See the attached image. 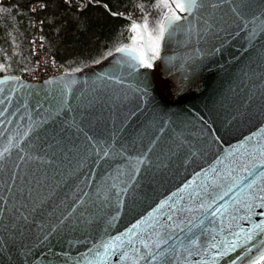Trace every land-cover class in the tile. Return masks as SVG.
Returning <instances> with one entry per match:
<instances>
[{
	"label": "water",
	"instance_id": "water-1",
	"mask_svg": "<svg viewBox=\"0 0 264 264\" xmlns=\"http://www.w3.org/2000/svg\"><path fill=\"white\" fill-rule=\"evenodd\" d=\"M199 2L151 68L0 74V264L259 258L264 0Z\"/></svg>",
	"mask_w": 264,
	"mask_h": 264
},
{
	"label": "trees",
	"instance_id": "trees-1",
	"mask_svg": "<svg viewBox=\"0 0 264 264\" xmlns=\"http://www.w3.org/2000/svg\"><path fill=\"white\" fill-rule=\"evenodd\" d=\"M41 5L35 9V3ZM159 0H0V74L33 66L39 30L44 49L73 71L122 46H132L131 23L147 16L155 28L169 10ZM170 3V0H168ZM173 9V8H172ZM113 13H116L114 15Z\"/></svg>",
	"mask_w": 264,
	"mask_h": 264
},
{
	"label": "snow or ice",
	"instance_id": "snow-or-ice-1",
	"mask_svg": "<svg viewBox=\"0 0 264 264\" xmlns=\"http://www.w3.org/2000/svg\"><path fill=\"white\" fill-rule=\"evenodd\" d=\"M175 4V9H178L181 12L192 13L194 9L201 6L199 0H172ZM157 7L163 6L169 10L170 14H165L163 19L160 20L155 28H150L149 21L147 16L144 17L142 24H138L135 21L131 23V31L135 34L132 37V46H124L116 49L117 52L133 54L132 59L136 60L137 63L145 68L152 67V61L157 59L160 54L161 41L165 38V33L172 27V25L179 21L181 17L176 14V11L172 9L171 4L168 3V0H159ZM116 15V13H113ZM264 191V190H262ZM264 200V197L261 198ZM259 207H264V203H261ZM247 239L251 240L252 237L249 235ZM233 243V248H235ZM146 248L150 247L145 245ZM159 247V245H157ZM213 247H215L213 245ZM251 252V249L247 250ZM148 256H153L151 251L148 252ZM147 257H142L146 259ZM153 258H155L153 256ZM260 261H264V251L260 253V256L253 264H260Z\"/></svg>",
	"mask_w": 264,
	"mask_h": 264
},
{
	"label": "built area",
	"instance_id": "built-area-1",
	"mask_svg": "<svg viewBox=\"0 0 264 264\" xmlns=\"http://www.w3.org/2000/svg\"><path fill=\"white\" fill-rule=\"evenodd\" d=\"M40 5L41 2H36L35 9ZM32 56L34 59L32 68L25 70L19 75L24 79L42 80L50 76L59 75L65 70L63 64L44 49L42 34L39 30L33 41ZM260 264H264V261H260Z\"/></svg>",
	"mask_w": 264,
	"mask_h": 264
}]
</instances>
